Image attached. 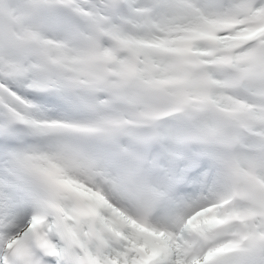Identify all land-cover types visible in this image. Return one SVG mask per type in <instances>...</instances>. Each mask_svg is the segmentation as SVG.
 Wrapping results in <instances>:
<instances>
[{
  "label": "snow or ice",
  "instance_id": "6c2138e0",
  "mask_svg": "<svg viewBox=\"0 0 264 264\" xmlns=\"http://www.w3.org/2000/svg\"><path fill=\"white\" fill-rule=\"evenodd\" d=\"M0 264H264V0H0Z\"/></svg>",
  "mask_w": 264,
  "mask_h": 264
}]
</instances>
